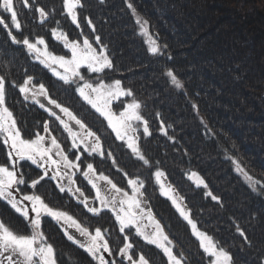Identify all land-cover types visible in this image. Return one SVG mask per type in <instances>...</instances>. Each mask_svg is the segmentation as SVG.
I'll list each match as a JSON object with an SVG mask.
<instances>
[{
  "label": "trees",
  "instance_id": "trees-1",
  "mask_svg": "<svg viewBox=\"0 0 264 264\" xmlns=\"http://www.w3.org/2000/svg\"><path fill=\"white\" fill-rule=\"evenodd\" d=\"M129 2L140 17L148 20V31L160 44L164 57L150 54L146 39L127 7ZM37 3L46 10L54 8L56 15L40 25L35 18L38 14L30 13L18 3L22 32L13 29V33L18 38L24 34L29 38L43 36L49 50L65 54L67 50L51 37L50 29L56 27L54 20L60 21L59 26L70 39L80 37L71 21L60 15L63 0H37ZM85 5L81 24L84 25L85 15L92 18L96 34L101 36L113 61V69L106 70V82L120 79L144 104L142 115L148 120L152 135H141L140 143L145 155L153 161V169L143 167L128 154L122 142L115 140L106 122L74 91L75 84L64 85L33 61L21 46L10 42L2 26L0 62L12 60L10 69L17 83L25 78V70L43 82L50 95L101 135L105 148L112 150L120 167L131 177L138 175L145 181L146 197L153 213L176 244L174 250L183 251L188 264H208L209 258L202 253L187 222L160 195L152 176L155 168L166 173L167 181L184 198L198 228L231 254L232 264H264V191L259 186L253 191L233 163L238 161L251 176L264 181V10L260 8L264 7V0H106L103 5L98 0H85ZM3 15L11 27L8 14ZM85 33L91 39L90 30L85 28ZM168 68L177 74L183 89L171 84L165 75ZM7 103L26 138L36 132L43 134V123L53 120L38 105L24 101L18 89L9 88ZM114 110H122L119 102ZM161 120L167 135L160 130ZM57 125L58 122L50 123L53 129ZM53 135H57L67 150L70 141L64 139L66 134L62 129L53 131ZM88 159L98 171L112 176L119 186H126V180L115 171L110 160L97 163L99 158ZM3 160L0 149V162ZM192 172L205 181L207 189L198 188L189 180ZM78 183L86 195H91L83 179ZM42 184L45 186H38L37 191L46 202L67 210L91 229L107 228L115 255L122 236L110 213L105 211L93 217L67 193H59L54 182ZM207 191L220 202L207 196ZM0 215L10 220L13 228L24 230L22 218L2 202ZM237 225L245 230L250 245L236 231ZM44 229L57 249V264L93 263L86 252L64 237L54 221L49 223L45 218ZM132 239L136 248L143 250L154 264H166L158 249L144 244L138 237Z\"/></svg>",
  "mask_w": 264,
  "mask_h": 264
},
{
  "label": "snow or ice",
  "instance_id": "snow-or-ice-1",
  "mask_svg": "<svg viewBox=\"0 0 264 264\" xmlns=\"http://www.w3.org/2000/svg\"><path fill=\"white\" fill-rule=\"evenodd\" d=\"M18 3H22L30 13L38 14L35 18L40 25L56 15L54 8L46 10L37 0H31V3L29 0H0V26L6 30L10 42L21 46L33 61L48 69L64 85L75 84L74 91L106 122L115 140L122 142L128 154L143 167L153 169V161L145 155L140 143L141 135H152L149 122L142 115L144 104L136 99L134 91L125 87L120 79L106 82V70L113 69V61L101 36L96 34L97 28L92 18L85 15L84 25L81 24V10L86 6L85 0H63L60 15L69 19L79 30L80 38L70 39L68 33L59 26L60 21L54 20L56 27L50 29L51 37L67 50L60 55L49 50V44L43 36L29 38L24 34L18 38L13 33V29L17 33L22 32ZM98 3L103 5L106 0H98ZM127 7L135 17L140 34L151 35L148 20L137 14L131 2L127 3ZM3 14H8L11 27ZM85 28L90 30L91 39L85 33ZM149 52L153 56H165L155 39L152 40ZM11 64L12 60L0 62V149L4 155V160L0 162V202L22 218L24 230L13 228L11 221L0 215V264H57V249L46 235L45 218H48L49 223L54 221L64 237L86 252L97 264H154L143 250L136 248L133 237H139L145 244L158 249L166 258V264H188L184 252L174 250L176 244L153 213L146 197L145 181L138 175L131 177L120 167L112 150L105 148L101 135L93 131L69 107L50 95L43 82L37 81L25 70V78L17 83L12 78ZM165 75L174 87L183 89V83L171 68L166 70ZM86 76L89 78L86 79ZM9 88L18 89L24 101L38 105L53 118L43 123V134L36 132L33 137L24 136L7 103ZM114 101H119L122 110L113 109ZM54 122H58L56 129L50 127V123ZM159 127L167 135L162 120ZM60 129L67 134L64 139L70 141L67 151L57 135H53V131ZM88 158H99L97 163L110 160L111 166L126 180V186H119L112 176L98 171ZM233 163L253 191L257 190V186L260 191H264V181L251 176L238 161L233 160ZM34 170H38L35 176L32 175ZM78 176L90 185V192L94 191V196L85 194L82 186L77 183ZM152 176L160 195L171 202L179 216L191 227V234L199 242V248L209 258L208 264H232L231 254L219 246L212 236L198 228L192 219L191 210L183 203L184 198L167 181L166 173L155 168ZM188 178L196 187L208 188L197 173H190ZM42 182H55L59 193H67L69 198L83 205L93 217H99L105 211L110 213L122 236V243L116 244L115 255L109 242V230H102L101 227L91 229L67 210L46 202L37 191L38 186H45ZM206 195L220 202L211 191H207ZM236 231L250 245L245 230L237 225Z\"/></svg>",
  "mask_w": 264,
  "mask_h": 264
},
{
  "label": "rangeland",
  "instance_id": "rangeland-1",
  "mask_svg": "<svg viewBox=\"0 0 264 264\" xmlns=\"http://www.w3.org/2000/svg\"><path fill=\"white\" fill-rule=\"evenodd\" d=\"M261 8V10H264V7H260ZM143 37L146 39V42H147V44H148V46H149V48L151 47V44H152V40L154 39V37L153 36H151V35H143ZM83 71V70H82ZM89 75H91V74H89ZM88 77V76H87ZM56 78V77H55ZM87 79V78H86ZM122 99H125V98H122ZM28 102H30V101H28ZM119 101H114L113 102V109H114V105L115 104H117ZM66 134V133H65ZM67 135V134H66ZM67 151V150H66ZM189 175H190V173H189ZM188 175V176H189ZM79 179H83L82 177H77V183H78V181H79ZM190 180V179H189ZM192 183H193V181L192 180H190ZM86 182V181H85ZM87 183V182H86ZM54 184H55V182H54ZM79 184V183H78ZM194 184V183H193ZM195 185V184H194ZM89 187H90V185H88ZM196 186V185H195ZM198 188H202V187H198ZM90 196H94V191H92V193H91V195ZM163 197V196H162ZM163 198H165V197H163ZM165 199H167V198H165ZM75 201V200H74ZM169 201V200H168ZM184 203V202H183ZM79 205H81V204H79ZM82 207H83V205H81ZM84 208V207H83ZM85 209V208H84ZM86 210V209H85ZM87 211V210H86ZM191 228V227H190ZM139 238V237H138ZM140 239V238H139ZM140 240H142V239H140ZM143 241V240H142ZM143 243L145 244V242L143 241ZM147 245V244H146ZM148 246H150V247H153V248H155L154 246H152V245H148ZM156 249V248H155ZM106 255V258H107V254H105ZM90 257V256H89ZM90 259L93 261V263L92 264H97V262L96 261H94L91 257H90Z\"/></svg>",
  "mask_w": 264,
  "mask_h": 264
}]
</instances>
